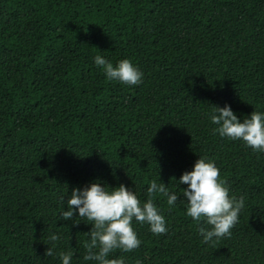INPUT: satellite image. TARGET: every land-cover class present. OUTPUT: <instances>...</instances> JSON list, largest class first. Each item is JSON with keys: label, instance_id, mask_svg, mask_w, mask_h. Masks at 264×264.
Segmentation results:
<instances>
[{"label": "trees", "instance_id": "16d2710c", "mask_svg": "<svg viewBox=\"0 0 264 264\" xmlns=\"http://www.w3.org/2000/svg\"><path fill=\"white\" fill-rule=\"evenodd\" d=\"M99 52L130 58L137 85L108 81ZM264 110V0H0V264H82L91 222L60 218V197L94 178L141 200L170 191L198 156L244 196L230 234L203 242V219L153 195L167 232L132 221L126 264H264V153L212 132L213 105ZM75 216V214H74ZM53 255L45 249L53 242ZM93 264V262H87Z\"/></svg>", "mask_w": 264, "mask_h": 264}, {"label": "clouds", "instance_id": "9594fccd", "mask_svg": "<svg viewBox=\"0 0 264 264\" xmlns=\"http://www.w3.org/2000/svg\"><path fill=\"white\" fill-rule=\"evenodd\" d=\"M92 62L100 66L108 81H117L127 85H137L143 78L140 68L130 58L115 60L106 58L99 52L92 57ZM211 124L215 125L212 132L230 140H242L253 151L264 153V110H253L238 119L230 105H213L207 113ZM184 184L178 194L170 191L159 177L150 179L145 188L147 198L141 200L131 187L124 183L109 186L99 178L87 182L80 187H73L70 194L60 197L62 204L58 215L65 220L76 217L90 221L91 228L83 240L82 264H126L124 256H112L119 249L130 252L137 248L140 240L132 226V221L146 223L149 231L154 234L167 232L165 216L159 205L154 203L153 195L159 194L166 198L169 206H175L179 199L185 205V215L193 220L203 219L210 227H199L203 242H212L221 236L230 234V229L238 220V214L244 206V196L229 194L224 179L219 176V168L215 161L206 156H198L190 170H184L175 180ZM75 214V216H74ZM59 235L51 232L48 240L53 242L45 249V255L52 256L55 242ZM60 264H72L73 252L59 251L56 253ZM133 264H143L140 259Z\"/></svg>", "mask_w": 264, "mask_h": 264}]
</instances>
